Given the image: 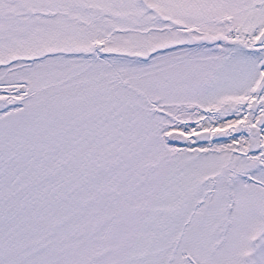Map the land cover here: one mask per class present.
<instances>
[{
    "label": "snow or ice",
    "instance_id": "obj_1",
    "mask_svg": "<svg viewBox=\"0 0 264 264\" xmlns=\"http://www.w3.org/2000/svg\"><path fill=\"white\" fill-rule=\"evenodd\" d=\"M0 264H264V0H0Z\"/></svg>",
    "mask_w": 264,
    "mask_h": 264
}]
</instances>
